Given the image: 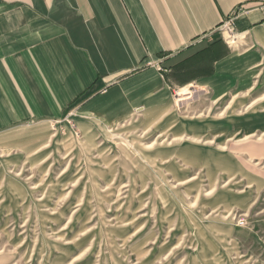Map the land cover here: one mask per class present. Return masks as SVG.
<instances>
[{
  "label": "rangeland",
  "instance_id": "1",
  "mask_svg": "<svg viewBox=\"0 0 264 264\" xmlns=\"http://www.w3.org/2000/svg\"><path fill=\"white\" fill-rule=\"evenodd\" d=\"M253 98L188 87L137 123L69 114L15 134L27 144L0 153V264H264Z\"/></svg>",
  "mask_w": 264,
  "mask_h": 264
},
{
  "label": "crops",
  "instance_id": "2",
  "mask_svg": "<svg viewBox=\"0 0 264 264\" xmlns=\"http://www.w3.org/2000/svg\"><path fill=\"white\" fill-rule=\"evenodd\" d=\"M188 87L264 101V0H0V153L69 114L117 128L169 113ZM250 124L243 140L264 142Z\"/></svg>",
  "mask_w": 264,
  "mask_h": 264
},
{
  "label": "built area",
  "instance_id": "3",
  "mask_svg": "<svg viewBox=\"0 0 264 264\" xmlns=\"http://www.w3.org/2000/svg\"><path fill=\"white\" fill-rule=\"evenodd\" d=\"M241 11L238 9L231 15L225 22L221 25L220 30L223 35H226L229 40L233 39V36L235 35V23L236 20L239 18ZM152 65V64H150ZM159 72H164V69L161 66L156 65Z\"/></svg>",
  "mask_w": 264,
  "mask_h": 264
},
{
  "label": "bare ground",
  "instance_id": "4",
  "mask_svg": "<svg viewBox=\"0 0 264 264\" xmlns=\"http://www.w3.org/2000/svg\"><path fill=\"white\" fill-rule=\"evenodd\" d=\"M243 12H244V11H243ZM242 14H243V13H242ZM231 15H232V14H231ZM231 15H230V16H231Z\"/></svg>",
  "mask_w": 264,
  "mask_h": 264
}]
</instances>
